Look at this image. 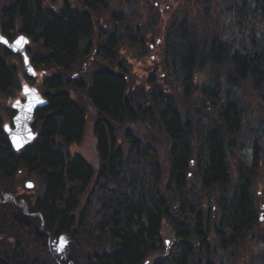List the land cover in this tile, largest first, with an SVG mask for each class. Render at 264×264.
<instances>
[{
	"label": "trees",
	"instance_id": "trees-1",
	"mask_svg": "<svg viewBox=\"0 0 264 264\" xmlns=\"http://www.w3.org/2000/svg\"><path fill=\"white\" fill-rule=\"evenodd\" d=\"M21 1L25 29L42 37L52 51L48 66L68 68L80 38H91L90 22L64 23V17L51 15L43 19L26 5L27 0ZM88 4L94 7L95 0ZM253 5L244 0L238 15L252 17L253 23L259 18L264 21V0H253ZM188 20L181 24L176 20L171 25L166 44L169 55L178 46L175 55L183 59L178 82L191 106H181L152 81L156 93L150 97L151 106L146 107L142 100L148 94L130 93L123 78L107 73L93 77L87 96L113 121L95 126L101 160L98 177L83 158L54 150L57 145L80 144L87 125L81 103L62 93V79L48 81L46 86L54 99L38 114L44 119L41 134L21 157L5 155L12 149L0 125V172L11 178L23 164L45 181L47 189L32 211L42 216L44 230L52 236L75 238L79 225L83 234L97 236L98 240L90 238L96 250L87 264H242L237 260L238 249L252 240L259 241L262 250L259 260L251 264H264L262 199L255 189L258 176L261 184L264 165V122L246 123L245 94L238 91L247 84L264 92V40L254 28L246 33L247 25L239 28L241 42L228 31L213 34L208 20L206 28L191 26ZM110 46L103 54L107 59L117 48L115 39ZM203 66L224 74L214 76L212 81L207 77L210 84L198 85L195 74L199 69L203 72ZM72 84L80 90L85 86L75 81ZM13 86L10 76L0 69V87ZM140 121L151 136L160 132L165 137L169 145L165 163L155 145L142 144L128 130L125 137L130 150L118 149L115 126ZM237 153L240 162L232 169L230 164L236 161ZM95 175V186L107 177L117 178L116 198L96 208L85 205L79 220L81 194H87ZM165 223L175 237L167 253L163 249ZM211 230L213 233H209ZM154 255L163 258L151 261ZM16 259L4 264H23Z\"/></svg>",
	"mask_w": 264,
	"mask_h": 264
},
{
	"label": "rangeland",
	"instance_id": "rangeland-1",
	"mask_svg": "<svg viewBox=\"0 0 264 264\" xmlns=\"http://www.w3.org/2000/svg\"><path fill=\"white\" fill-rule=\"evenodd\" d=\"M47 1H50L51 4L55 2L60 4L57 0ZM243 1L108 0L105 9L95 13L94 18L91 16L95 21V27H93L95 30L94 45L91 52L88 51L86 55L81 54L76 68L74 66L68 74L77 75V78L80 79V84L85 86L80 90L63 82L65 91H62L69 94L74 101L83 103L87 119L84 138L80 144H73L69 147L57 145L56 149L54 148L55 152L62 151L63 154L67 153L70 157L83 158L85 162L93 167L98 177L97 173L101 166V160L94 127L98 119V112L93 108L87 96V93L92 89L93 72L96 65L106 70L114 71L117 76L119 73H123L121 77L128 83L130 93L148 94L147 98L142 100V104L146 107L151 106L150 97L156 93L153 92L154 88L151 86L150 81L156 82L155 85L160 87L157 89L163 90L164 93L170 95L181 106H191V103L183 98V89L181 83L178 82L180 78L179 68H182L183 61L182 58L175 55L178 53V46L173 48L170 55L167 54V31L176 20H179V24H181L185 23L189 18L191 21H188L191 26L195 25L194 27H198L201 25L202 28H206L205 23L208 20L210 32L215 35H222L224 31H228V35H234L237 41H241L243 37L242 30H239V28L247 25L249 30L246 33L249 34L252 32L251 29L254 28L261 36V39L264 40V21L262 19H256L255 23H253L252 17L246 16V18H242L238 15L239 7ZM11 4L12 0H0V16L3 10ZM248 4L254 7L253 0H248ZM115 15L120 16L121 20L112 21ZM115 18L117 17L115 16ZM91 22L93 24L92 20ZM139 32L140 35H138ZM113 34L119 40H117V49L113 52V56L108 61H105L103 57L98 55L97 50L101 48V45L104 46L108 36H113ZM189 37L191 36L188 35ZM198 37H201V35L199 34ZM32 46L34 52H39V49H35L34 44ZM81 49L85 52L86 47L82 44ZM7 61V65L17 67L18 74L15 78L16 80L13 81L15 92H17L22 86L21 76H23L24 70L18 59L7 58ZM83 63L86 65L82 67ZM81 68L83 72L79 73L78 69L80 70ZM203 68V72L199 69L198 73L195 74L198 85L210 84L209 81H212L214 76H218V74L223 76L224 74L214 72V69L210 66H203ZM177 72L179 75H176ZM207 77L209 81L206 80ZM42 82V79L36 81L38 88H40ZM238 91L241 94H245L244 98L248 111L246 123L261 124L262 121L264 122V92L255 91L247 84L246 86L242 84ZM53 99L54 97H52ZM175 100L173 101L175 102ZM195 100L196 97L192 99V102L194 103ZM5 108V102L0 100V111ZM115 128H117L118 149L123 148L125 152L130 150L129 140L125 137V133L128 130L142 144L155 145L156 150L162 156L161 161L165 163L168 160L169 145L160 132L154 137L151 136V131L141 121L134 124L115 126ZM59 141L61 142L60 139ZM235 157H237L236 161L230 164L232 169H235L240 162L238 158L240 153H237ZM2 174L0 172V247L2 251L17 252L20 259L18 263L23 262V264H87L86 261L93 258L96 249L92 246L91 242L93 241L90 238L93 236L97 239V236H94L93 233L92 235L91 233L83 234V229L80 225L77 228L78 232L75 238L67 235L66 248L61 252L62 254H57V250L54 247L51 250L48 242H42L41 236L43 235H38L39 232L46 231L42 225V220L37 216L30 217L28 215L43 192L40 178L35 174L30 176L24 169H21L12 180L3 178ZM96 175L89 191L80 200L81 207L77 210V215L83 211L82 208L85 205L89 204L92 207H99L105 205L106 202L110 203L111 199L116 198L115 188L119 185L117 178L107 177L101 180L98 186H95ZM258 180L259 176L255 189L257 195L262 199L263 212L260 220L264 225V165L260 180L261 184H259ZM26 182L32 185V189H27ZM17 190L20 193H26L23 196H26L27 202L22 201L21 196L14 193ZM6 194L16 195L15 204H19V207L13 203L1 205ZM15 217L20 218L19 222L14 220ZM26 221H30L32 224H26ZM169 227L165 223L164 233L166 232V237L164 240L166 244L163 249L166 253L170 244L172 246V242L175 241V237L171 234ZM209 233H213V230ZM210 237L212 238L213 235L210 234ZM211 240L212 244L216 245L215 238ZM260 247L259 241L252 240L247 242L241 250L238 249L237 260L240 259L242 264L257 262L262 250ZM162 258L163 255H154L150 260L156 262L157 260H162Z\"/></svg>",
	"mask_w": 264,
	"mask_h": 264
},
{
	"label": "flooded vegetation",
	"instance_id": "flooded-vegetation-1",
	"mask_svg": "<svg viewBox=\"0 0 264 264\" xmlns=\"http://www.w3.org/2000/svg\"><path fill=\"white\" fill-rule=\"evenodd\" d=\"M28 4L26 3V5H28L30 8L33 9V12L36 13L35 11H37L38 15L41 18H50V15L54 18H60V17H64L65 19H63L65 22L64 23H68L69 21L72 22H76V21H85L88 20L90 22V35L91 38L88 40H83L80 38V40L78 41V48H77V53L75 56V59L73 61V63L68 67V68H62L57 66L56 64H51L48 66V62H50V60L52 59V51L46 46L45 44V40L42 37H37L35 35H33V33H31L29 30L25 29L24 26V19H23V14H22V7H21V0H12V4L10 6H7L1 16H0V34L3 38L7 39V41L9 43H13L15 40H17L20 37L26 38L27 42L25 44L24 47V54L22 52H13L12 50H10L9 48L5 47L4 44H2L0 42V69L3 70L4 73H6L8 76H10L11 80H16V76H17V67L14 65H7L8 61L7 58H16L18 59V61L20 62V64L22 65V68L24 70L23 72V76H21L22 78V86L20 87L19 90H17V92H15V87H10V88H2L0 87V100L2 102H5L6 104V108L3 111H0V125L1 128L3 129L4 134L7 136V139L9 141V144L11 145V153L10 154H5L8 158L11 156L12 159H15L17 157H21L25 151H27L28 149H31L32 146L37 142L40 134H41V129H42V122H44V119H41L38 117V114L41 111H46L48 109V107L50 106V103L52 102V97L55 96L53 94H51V91L47 88L46 85H48V81L50 83V80L53 78H60L62 79L63 82H65L67 85H73L72 81H75L76 84H80V79L77 78V75H68L69 71H71V69L75 66H77V61L78 58L81 54H88L87 52L90 51L94 45V37H95V30L93 27H95V21L91 18V16L94 18V14L97 13L98 11H100L101 9H105L107 7L108 4V0H95V5L94 7L90 6L88 3L90 0H57L60 4L58 3H54L51 4L50 1L47 0H27ZM56 1V0H54ZM28 7V8H29ZM26 12H29V10L26 8ZM9 13H13L12 16ZM115 16L117 18H115ZM112 19V21L117 22L119 20H121L120 16L115 15ZM91 20L93 21V24L91 22ZM49 20H47L48 22ZM45 22V21H44ZM138 35H140V32L138 33ZM115 39L117 42V38L115 37V34H113V36H108L106 44L104 46L101 45V48L97 50L98 55H100V57H103V59L105 61H108V59L113 56V52L117 49V48H113L112 49V55L107 59L105 58V56H103V54H105L106 50H110L111 46H110V41ZM119 41V40H118ZM83 42V43H82ZM93 43V44H92ZM35 49H39L38 51H33V45ZM85 46V52L81 49V46ZM118 44V42H117ZM83 55V57H84ZM25 58L28 59V63L30 65V67L26 65L25 62ZM10 64V63H9ZM86 65L83 63L82 67ZM79 73H81V71L83 72L82 68L79 70ZM102 73H107L110 74L112 76H115L117 78H122L121 76H123V73H117L118 76L116 75V73L114 71H110V70H106L103 67H99L98 65H96V67L94 68V72H93V77L98 75V74H102ZM78 74V72H77ZM79 75V74H78ZM42 79L43 82L40 86V88L37 87L36 81ZM150 83H152V81H150ZM81 85V84H80ZM152 86V84H151ZM61 90L65 91L63 85ZM62 93H66L63 92ZM30 94H33L34 97L37 98V102H39L41 104V106H39V108H37L33 114L32 119L28 122L29 128L31 129L33 135H34V139L27 144L26 146H24L23 148H20L19 150H16L15 147L13 146V144L11 143L8 133H7V128H9L10 130H16V118L19 115V110L17 109V105L19 106H26L30 100ZM67 94V93H66ZM90 103L92 104L93 108L98 112V119L95 122V125L98 124H105V125H110L113 123V121L107 117L106 115H103L100 113L99 109L92 103V101L90 100ZM83 103L81 102V105ZM83 107V105H82ZM84 108V107H83ZM62 152V151H60ZM66 156V153H65ZM0 157H3L2 154H0ZM5 159V158H4ZM239 164V163H238ZM23 165V164H21ZM19 166L15 175H13L11 179L16 176L18 174V172H20L21 169H24L26 171V173H28L30 176L31 175H36L38 178L41 179V184L43 187V192L42 194L39 196V198L36 200V202L34 203V208H36L37 204L40 201L41 196L43 195V193H45L46 189H47V184L45 183V181L35 172V171H31L29 170L25 165L23 166ZM3 178H7L6 176H4ZM27 189H32V185H30L29 182L25 183ZM15 194L21 196L22 201L27 202L26 200V196H23V194L26 193H20L17 191H14ZM85 196V194H81L80 200ZM15 199H16V195L14 194H6L3 198V201L1 202V205H5L7 203H13L15 204ZM16 206L19 207V204H15ZM21 206H22V202H21ZM80 206H81V202H80ZM28 215L30 217H39L40 220L42 218V216L37 213L36 211H31V213H28ZM82 216V212L79 213V216H77V218H79V220L81 219ZM25 217V216H24ZM15 221L20 220L19 217H15L14 218ZM32 224V222H28L26 221V224ZM43 225V223H42ZM42 230V229H41ZM40 234H42L43 236H41ZM39 236L42 237V242H48V244L51 246L50 249L52 250V247H54L55 250H57V254L61 253L64 248H66V234H62L58 237L52 236L49 232L46 231H42V233H38ZM65 237V241L63 239V243L61 238ZM62 254V253H61ZM14 259V258H18L15 260L16 263H18L17 260L19 259V255L17 252H13V251H2L1 247H0V264H4L6 260L8 259Z\"/></svg>",
	"mask_w": 264,
	"mask_h": 264
},
{
	"label": "water",
	"instance_id": "water-1",
	"mask_svg": "<svg viewBox=\"0 0 264 264\" xmlns=\"http://www.w3.org/2000/svg\"><path fill=\"white\" fill-rule=\"evenodd\" d=\"M0 37H2L1 34H0ZM20 38H18L13 43H9L5 38H3V41H0V42L3 43L6 47H8L13 52L15 53L22 52L24 54V47L27 42V39L22 37L23 41H21L18 44L17 41H19ZM25 62H26L27 67L28 66L30 67L27 58H25ZM37 101H38L37 98L34 97L33 94H30V100L26 106L21 107L17 105V109L19 110V115L16 118L17 129L16 130H10L9 128L6 129L8 136L10 138V141L16 150L23 148L24 146L29 144L34 139V135L31 129L29 128L28 122L32 119L35 110L39 108V106H41V104Z\"/></svg>",
	"mask_w": 264,
	"mask_h": 264
},
{
	"label": "snow or ice",
	"instance_id": "snow-or-ice-1",
	"mask_svg": "<svg viewBox=\"0 0 264 264\" xmlns=\"http://www.w3.org/2000/svg\"><path fill=\"white\" fill-rule=\"evenodd\" d=\"M0 41H3V38L2 37H0ZM21 41H23V38L22 37L20 38L19 41H17V43L19 44ZM61 240H62V243H63V238H61Z\"/></svg>",
	"mask_w": 264,
	"mask_h": 264
},
{
	"label": "bare ground",
	"instance_id": "bare-ground-1",
	"mask_svg": "<svg viewBox=\"0 0 264 264\" xmlns=\"http://www.w3.org/2000/svg\"><path fill=\"white\" fill-rule=\"evenodd\" d=\"M3 175V174H2ZM3 176H5V175H3Z\"/></svg>",
	"mask_w": 264,
	"mask_h": 264
}]
</instances>
